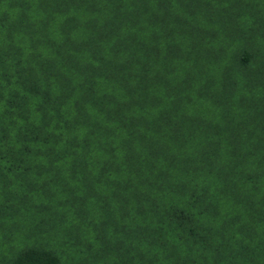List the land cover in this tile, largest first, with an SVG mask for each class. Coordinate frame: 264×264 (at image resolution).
Wrapping results in <instances>:
<instances>
[{"label": "trees", "instance_id": "trees-1", "mask_svg": "<svg viewBox=\"0 0 264 264\" xmlns=\"http://www.w3.org/2000/svg\"><path fill=\"white\" fill-rule=\"evenodd\" d=\"M0 264H264V0H0Z\"/></svg>", "mask_w": 264, "mask_h": 264}]
</instances>
